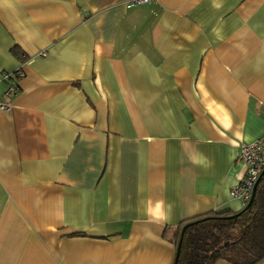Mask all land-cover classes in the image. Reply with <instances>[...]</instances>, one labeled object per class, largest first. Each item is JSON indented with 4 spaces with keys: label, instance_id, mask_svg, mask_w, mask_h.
Segmentation results:
<instances>
[{
    "label": "crops",
    "instance_id": "crops-1",
    "mask_svg": "<svg viewBox=\"0 0 264 264\" xmlns=\"http://www.w3.org/2000/svg\"><path fill=\"white\" fill-rule=\"evenodd\" d=\"M128 1L0 0L17 87L0 108V264H173L181 226L243 207L264 0Z\"/></svg>",
    "mask_w": 264,
    "mask_h": 264
},
{
    "label": "trees",
    "instance_id": "trees-1",
    "mask_svg": "<svg viewBox=\"0 0 264 264\" xmlns=\"http://www.w3.org/2000/svg\"><path fill=\"white\" fill-rule=\"evenodd\" d=\"M242 208L230 218L226 216L235 213L194 219L196 222L183 233L173 264H214L217 260L257 264L264 259V176L251 205L243 211ZM181 228L176 232V246Z\"/></svg>",
    "mask_w": 264,
    "mask_h": 264
},
{
    "label": "built area",
    "instance_id": "built-area-1",
    "mask_svg": "<svg viewBox=\"0 0 264 264\" xmlns=\"http://www.w3.org/2000/svg\"><path fill=\"white\" fill-rule=\"evenodd\" d=\"M148 1L130 0L126 3V7H132ZM12 77L13 75L10 73L0 74L1 81L7 82L10 80L7 88L1 93L0 108L4 110H8L11 107V95L17 89L16 85L12 83ZM238 154V158L245 165V173L241 180L231 188L230 194L232 197L238 199L242 205H245L252 194L256 180L259 178L261 172L264 171V136H260L252 142L242 144Z\"/></svg>",
    "mask_w": 264,
    "mask_h": 264
},
{
    "label": "water",
    "instance_id": "water-1",
    "mask_svg": "<svg viewBox=\"0 0 264 264\" xmlns=\"http://www.w3.org/2000/svg\"><path fill=\"white\" fill-rule=\"evenodd\" d=\"M262 176H264V171L261 172L259 178L256 180V182H255V184H254V187H253L252 194H251L249 200L247 201V203H246V204L244 205V207L242 208V211H243L244 209L248 208V207L251 205V203H252V201H253V198H254V195H255V192H256L257 185H258V183H259V181H260V179H261ZM235 215H236V213L233 214V215L226 216V217H229V218H230V217H233V216H235ZM195 222H196V220L189 221V222L185 223V224L182 226V228H181V230H180V235H179L178 243H177V246H176V252H175V255H176V256H177V254H178V252H179L180 244H181V239H182V236H183V233H184L185 229H186L189 225H191V224H193V223H195ZM176 256H175V257H176Z\"/></svg>",
    "mask_w": 264,
    "mask_h": 264
},
{
    "label": "clouds",
    "instance_id": "clouds-1",
    "mask_svg": "<svg viewBox=\"0 0 264 264\" xmlns=\"http://www.w3.org/2000/svg\"><path fill=\"white\" fill-rule=\"evenodd\" d=\"M158 206H162V202H157ZM167 219V216H157L154 217V221H160V220H164Z\"/></svg>",
    "mask_w": 264,
    "mask_h": 264
}]
</instances>
